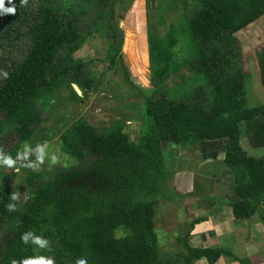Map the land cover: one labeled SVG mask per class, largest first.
<instances>
[{
    "label": "trees",
    "instance_id": "1",
    "mask_svg": "<svg viewBox=\"0 0 264 264\" xmlns=\"http://www.w3.org/2000/svg\"><path fill=\"white\" fill-rule=\"evenodd\" d=\"M12 0L16 14L0 15V138L5 128L15 136L9 153L28 141L40 122L38 101L56 81H74L85 63L73 54L91 35L101 37L110 62L118 50L112 31L113 5L125 0ZM189 39L207 43L194 51L188 67L200 78L203 104L189 111L181 101L155 88L143 100L140 135L146 147L133 148L116 129L100 136L85 123L75 124L76 137H62L66 153L80 159L81 167L54 171L9 190L0 180V264L33 254L20 236L27 230L49 238L56 264H193L212 263L227 252L188 245V235L202 218L186 223L176 238L180 252L163 257L153 231V204L172 200L166 182L173 176L161 142L178 145L226 138L222 164L233 171L227 205L234 219L258 214L264 230V157L247 156L239 146L241 135L249 146L264 148V109L245 104L241 56L234 34L264 16V0H195ZM6 6H11L7 3ZM85 9V16L83 11ZM88 15L90 16L88 18ZM264 87V61H258ZM90 87L87 84L86 89ZM204 93V95H205ZM77 95V94H76ZM243 127V129H242ZM243 131V132H242ZM250 131V132H249ZM90 158V159H88ZM168 158V157H167ZM220 164L215 165L218 168ZM23 190L26 199L16 212L6 208L11 192ZM124 231L114 237L116 230Z\"/></svg>",
    "mask_w": 264,
    "mask_h": 264
},
{
    "label": "rangeland",
    "instance_id": "2",
    "mask_svg": "<svg viewBox=\"0 0 264 264\" xmlns=\"http://www.w3.org/2000/svg\"><path fill=\"white\" fill-rule=\"evenodd\" d=\"M198 8L195 0H125L121 5L114 3L112 31L118 52L113 61L110 62L107 47L101 37L91 35L72 56L85 63L78 78L74 79L75 82L68 79L56 81L51 91L37 103L40 122L34 127L27 142L35 146L45 140L49 141L64 154L63 163L51 167L46 163L39 172L21 169L19 173H14L0 168V180L6 188L11 190L28 180L48 178L56 170L84 165L86 158L83 160L70 155L62 146V137L68 141L76 137L73 127L78 123H85L100 136L121 129L131 147L144 149L146 141L140 135L143 100L155 88L165 91L170 99L181 101L189 111H192L189 107L202 105L206 93L204 95L198 90L200 78L188 67L193 52L207 45L203 40H196V46H193L189 39L188 20ZM234 37L241 56L240 45L243 42L264 38V17ZM72 84L79 89L80 95L74 93ZM87 84L90 87L88 90ZM3 128L5 133L0 138V146L9 152L15 144V136L9 127ZM161 147L170 171L174 172L170 158H167L174 145L162 142ZM172 155L176 157L179 154L173 150ZM220 165L223 169L227 168L222 163ZM177 169L186 168L178 163ZM215 170L213 174L216 175L219 169L215 167ZM191 171L193 180L202 185L205 179L200 178L201 173L194 169ZM172 179L166 182L167 186L173 183ZM196 183H192V196L201 193ZM207 183L214 185L215 182L210 180ZM171 190L172 200L183 195ZM19 193L24 201V191L20 190ZM172 229L177 230V227L153 228L159 251L180 250ZM2 231L3 227H0V237L7 233ZM123 232L116 229L113 236L120 237Z\"/></svg>",
    "mask_w": 264,
    "mask_h": 264
},
{
    "label": "crops",
    "instance_id": "3",
    "mask_svg": "<svg viewBox=\"0 0 264 264\" xmlns=\"http://www.w3.org/2000/svg\"><path fill=\"white\" fill-rule=\"evenodd\" d=\"M240 47L246 107L264 109V87L260 82L258 66L259 60L264 61V38L247 40ZM259 120L258 122L264 124V118ZM238 143L247 156L264 157V148L249 146L244 133ZM225 147L226 138L172 147L168 158L174 172L171 177L173 183L169 186L183 195L177 196L175 200H160L153 204V218H156L155 222L153 220V228L157 226L159 229H167L176 226L177 230H171L176 239L183 235L185 226L182 225H186L184 223L194 218H202L203 221L194 224L189 232L188 245L195 248L222 249L227 255L218 256L212 263L201 258L193 264H264V230L258 214L254 213L245 220L234 219L227 205L234 173L220 165L219 173L213 174L216 171L215 165L217 167L222 163ZM173 150L179 155L173 157ZM178 163L186 169L176 170ZM192 169L200 172V178L205 179V182L200 180L202 185L193 180ZM210 180L215 182L214 185L207 183ZM192 183L197 184L201 193L190 195ZM258 206L264 208V198L258 202ZM162 252L165 258H175L180 250ZM175 264L182 263L178 261Z\"/></svg>",
    "mask_w": 264,
    "mask_h": 264
},
{
    "label": "clouds",
    "instance_id": "4",
    "mask_svg": "<svg viewBox=\"0 0 264 264\" xmlns=\"http://www.w3.org/2000/svg\"><path fill=\"white\" fill-rule=\"evenodd\" d=\"M7 3L11 6H6V0H0V15H15L16 6L12 0H7ZM20 4L26 6L28 0H20ZM63 157L64 154L60 149L54 147L47 140L37 143L35 146L25 141L17 149L15 156L0 146V168L11 170L14 173H19L21 169L39 172L46 163L49 167L61 165ZM21 202L22 194L18 191L11 192L6 208L9 212H16ZM20 240L25 246H31L33 254L19 260L12 259L10 264H56L54 256L44 254L53 251L52 242L49 238L38 235L33 230H27L21 234ZM75 264H88L87 257L77 258Z\"/></svg>",
    "mask_w": 264,
    "mask_h": 264
},
{
    "label": "water",
    "instance_id": "5",
    "mask_svg": "<svg viewBox=\"0 0 264 264\" xmlns=\"http://www.w3.org/2000/svg\"><path fill=\"white\" fill-rule=\"evenodd\" d=\"M71 86H72V89H73L74 93L80 95L79 89L73 84Z\"/></svg>",
    "mask_w": 264,
    "mask_h": 264
},
{
    "label": "bare ground",
    "instance_id": "6",
    "mask_svg": "<svg viewBox=\"0 0 264 264\" xmlns=\"http://www.w3.org/2000/svg\"><path fill=\"white\" fill-rule=\"evenodd\" d=\"M78 95V94H77Z\"/></svg>",
    "mask_w": 264,
    "mask_h": 264
}]
</instances>
